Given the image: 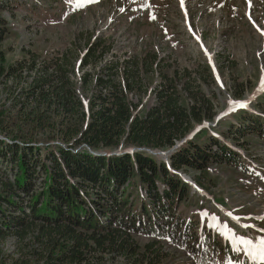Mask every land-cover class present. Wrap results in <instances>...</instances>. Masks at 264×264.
Segmentation results:
<instances>
[{
	"label": "trees",
	"instance_id": "16d2710c",
	"mask_svg": "<svg viewBox=\"0 0 264 264\" xmlns=\"http://www.w3.org/2000/svg\"><path fill=\"white\" fill-rule=\"evenodd\" d=\"M4 8L0 1V46L8 34ZM108 51L102 39L89 42L78 67L97 64ZM29 55L5 67L0 48V137L10 142L0 139V244L11 237L18 243L11 264H106L107 256L161 264L166 255L158 239L190 253L197 264L239 262L210 233L198 235L197 224L178 212L191 200V187L169 168L202 172L211 163L246 168L241 155L208 130L190 137L195 125L216 115L192 73L186 71L185 80L177 71L168 75L164 61L151 52L111 63L101 75H82V90L89 92L85 110L70 77V52L50 63ZM154 65L161 72L156 103L141 116L148 91L144 74ZM131 94L140 95L138 103ZM246 133L264 140V119L245 113L224 135ZM178 143L169 164L143 151L166 152ZM119 149L129 152L110 156ZM138 236L155 240L143 247ZM0 264H8L1 252Z\"/></svg>",
	"mask_w": 264,
	"mask_h": 264
},
{
	"label": "rangeland",
	"instance_id": "374dc122",
	"mask_svg": "<svg viewBox=\"0 0 264 264\" xmlns=\"http://www.w3.org/2000/svg\"><path fill=\"white\" fill-rule=\"evenodd\" d=\"M0 1L5 7L1 16L8 28L0 46L6 54L5 67L30 60L29 53L40 62L50 63L70 52V77L85 110L89 92L82 90V75H101L107 65L114 66L111 63L122 64L151 52L164 61L162 66L168 75L177 71L185 80L186 71L192 73L197 90L213 101L216 115L212 121L195 125L190 137L208 130L211 138L220 139L240 154L246 168L211 163L202 172H177L191 187V200L181 204L178 212L197 224L198 235L205 231L222 241L236 254V264H252L211 225L215 216L240 236L253 240L264 236L259 231L264 229V220L259 219L264 217V140L249 133L242 137L224 135L228 127L240 123L245 113L264 119V92L260 91L264 81V0H98L80 8L68 0ZM98 38L109 51L102 61L82 70L77 60L87 44ZM160 73L154 65L153 71L144 74L148 91L138 109L141 116L156 103L154 88L161 81ZM115 77L120 82L122 74ZM243 86L244 95L238 97ZM131 95L138 103L140 95ZM233 101L247 103V107L233 110ZM128 152L119 149L113 153ZM159 157L166 161V157ZM159 188L163 191L165 185L159 183ZM233 217L239 218V223ZM245 224L255 228H244ZM154 238L138 236L137 240L144 247ZM157 241L164 245L166 255L161 264H197L190 253L169 240ZM17 244L12 237L0 244L8 264L18 257ZM106 260V264H131L123 258L107 256Z\"/></svg>",
	"mask_w": 264,
	"mask_h": 264
},
{
	"label": "snow or ice",
	"instance_id": "6c2138e0",
	"mask_svg": "<svg viewBox=\"0 0 264 264\" xmlns=\"http://www.w3.org/2000/svg\"><path fill=\"white\" fill-rule=\"evenodd\" d=\"M69 3L73 4L75 8L86 6L87 4L98 2V0H68ZM223 86V85H221ZM260 91L264 92V81L261 83ZM233 110L236 108L247 107V103L232 102ZM207 215V214H205ZM232 216L231 213L228 214ZM239 223V218L233 217ZM259 219L264 220V217ZM212 227L221 233L230 243H232L237 251H243L248 257L252 264H264V236H261L257 240L246 238L238 235L228 224L221 223L219 218L212 217ZM244 228H255V225H242ZM264 232V229L259 230Z\"/></svg>",
	"mask_w": 264,
	"mask_h": 264
},
{
	"label": "water",
	"instance_id": "95a60500",
	"mask_svg": "<svg viewBox=\"0 0 264 264\" xmlns=\"http://www.w3.org/2000/svg\"><path fill=\"white\" fill-rule=\"evenodd\" d=\"M180 145H181V143H178L173 149L168 150V151H166V152H164V151L154 152V151H151V150H148V149H144V150H147V152L151 153L152 155H157V156H163V157H166V161H165V162H168L167 157H168L173 151H175V149L178 148ZM95 154H96V153H95ZM97 155H99V154H97ZM104 155H107V154L105 153ZM113 155H115V153L110 154V156H113Z\"/></svg>",
	"mask_w": 264,
	"mask_h": 264
},
{
	"label": "built area",
	"instance_id": "2783aa9c",
	"mask_svg": "<svg viewBox=\"0 0 264 264\" xmlns=\"http://www.w3.org/2000/svg\"><path fill=\"white\" fill-rule=\"evenodd\" d=\"M132 98H133V97H132V95H131V96H130L131 101H133ZM155 98H156V96H155ZM136 99H137V98H136ZM137 101H138V99H137ZM137 101H136V102L133 101V102H134V103H137ZM0 139H1V140H6L5 138H2V137H0ZM6 141H7L8 143H10L9 140H6ZM88 150H89V149H88ZM11 179L13 180V177H12V176H11Z\"/></svg>",
	"mask_w": 264,
	"mask_h": 264
},
{
	"label": "bare ground",
	"instance_id": "6f19581e",
	"mask_svg": "<svg viewBox=\"0 0 264 264\" xmlns=\"http://www.w3.org/2000/svg\"><path fill=\"white\" fill-rule=\"evenodd\" d=\"M181 2H182V0H181Z\"/></svg>",
	"mask_w": 264,
	"mask_h": 264
}]
</instances>
